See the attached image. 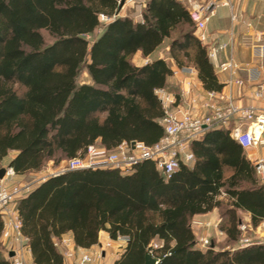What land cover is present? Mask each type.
<instances>
[{"label": "trees", "instance_id": "obj_1", "mask_svg": "<svg viewBox=\"0 0 264 264\" xmlns=\"http://www.w3.org/2000/svg\"><path fill=\"white\" fill-rule=\"evenodd\" d=\"M117 6V0H0V166L12 150L8 165L28 173L83 156L90 144L112 150L122 141L155 142L163 110L154 89L166 86L172 71L163 58L133 64L137 50L146 56L166 43L177 66H193L205 89H221L181 0H146L140 20L130 10L88 40L99 14L112 15ZM81 70L89 81L77 80ZM191 149L193 161L169 176L150 160L128 171L48 174L16 200L32 262L66 264L54 238L69 233L89 247L105 230L128 237L113 264H143L147 251L154 264H264V243L234 247L239 210L250 212L253 225L264 218V182L224 127L204 130ZM214 207L224 238L212 234L198 247L191 221ZM2 224L0 213V232ZM2 249L0 241V264H10Z\"/></svg>", "mask_w": 264, "mask_h": 264}, {"label": "built area", "instance_id": "obj_2", "mask_svg": "<svg viewBox=\"0 0 264 264\" xmlns=\"http://www.w3.org/2000/svg\"><path fill=\"white\" fill-rule=\"evenodd\" d=\"M119 1L117 4L119 6ZM189 15L193 21L194 34L201 45L206 48L208 58L213 66L227 74L223 85L225 91L208 90L198 81L197 70L191 65L177 66L172 70L176 78L177 91L165 87L154 89L163 114L159 123L163 134L153 143L139 140L120 142L114 149L98 153L95 144L87 146L83 156H75L61 162L57 170L39 176L36 181L44 179L48 174L58 173L65 169L77 167H116L128 171L142 160H150L155 167L165 175L189 163L194 159L191 149L193 140L199 138L204 130L210 127H224L228 129L229 136L233 138L242 149H256L249 155L258 180L264 182V29L250 37L248 46L252 52L254 65L239 61L234 54L235 36L230 33L226 41H214L207 31V23L214 14V8L228 6L232 8L230 0H185ZM251 1V0H246ZM264 3V0H258ZM136 0H124L120 8H116L112 15L99 14V22L107 23L122 11L133 7ZM145 7L146 0L141 2ZM141 19V14L136 17ZM239 19L236 13L231 14V21ZM249 25V23H247ZM223 54V57H220ZM245 72L246 76H242ZM249 84V96L254 101L241 105L234 102L232 89L244 87ZM16 172L12 167H7L0 178V213L3 224L0 235L4 251L10 264H34L25 258L24 251L29 246L26 236L21 232V218L16 207V200L28 191L35 182L10 181ZM226 193L221 191L220 196ZM219 219L210 220L193 219L192 224L215 226V232H222L217 226ZM240 235L234 247L249 244L264 243V218L253 225L249 219H240L238 223ZM198 243L205 247L210 241V234L201 233L197 237ZM113 239L119 243L126 242L127 235H117L104 241L97 240L94 248L75 252L73 241L68 237L54 240L55 245H63V254L70 258L67 264H104L105 247L110 246ZM158 243L154 242L156 246ZM13 250L9 255L8 251ZM153 255V254H152ZM154 256V255H153ZM156 258V257H155ZM157 258L155 259V262Z\"/></svg>", "mask_w": 264, "mask_h": 264}, {"label": "crops", "instance_id": "obj_3", "mask_svg": "<svg viewBox=\"0 0 264 264\" xmlns=\"http://www.w3.org/2000/svg\"><path fill=\"white\" fill-rule=\"evenodd\" d=\"M143 0H136V3L133 7L127 9V11H122L121 15H124L130 10H134V18L136 20H140L136 17H138L139 14H141L142 9L144 8L141 5V2ZM185 6L186 1L181 0ZM202 2H205L207 0H199ZM232 3V8L228 6H218L214 8V14L211 16L207 23V31L211 35V37L214 39V41H226L232 33L235 36V46H234V54L236 58L243 62V63H250L254 65L253 63L255 60L253 59V54L248 46V40L250 37H253L255 33L258 31H261L264 29V3L258 1V0H251V1H246V0H230ZM236 13L239 15V19L236 21H231V14ZM249 23V25H247ZM157 52V54H156ZM220 57H223V54H220ZM155 58H163L167 63L170 65L171 71L177 67L175 64L174 60L169 56L168 54V46H165L164 49H159L157 47L153 52H151L149 55H142L140 50H137L131 58V61L135 65H143L148 61H151L152 59ZM214 71L216 73L218 81L222 84V87L220 90L217 91H225L227 88L223 85V82L227 78V74L224 72H219L215 67ZM243 77L246 76L245 72L241 73ZM198 78V77H197ZM167 85L163 86L166 89H169L172 91V87L174 86L176 88L175 91L178 90V87L176 85V78L173 76L171 73L167 79ZM200 82V80L198 79ZM201 86L202 83L200 82ZM203 87V86H202ZM204 88V87H203ZM249 84H246L244 87H234L232 89V94L234 96V102L241 104V105H247V104H252V103H259V101H254L252 98L249 96ZM243 150V153L246 157V159L251 163V160L249 159V155H252L255 153L256 149H248V150ZM10 152H14L13 154H10ZM8 154L7 162L9 161L10 158H12L15 154L16 151L12 150ZM262 153H264V150H262ZM4 158V159H5ZM3 159V160H4ZM2 160V161H3ZM252 164V163H251ZM39 170V169H38ZM255 175V172H254ZM24 176H26V173H15L13 178L15 180H20L23 182ZM256 177V175H255ZM257 178V177H256ZM258 179V178H257ZM260 181V180H259ZM39 182L38 180L31 185L30 189L36 185V183ZM261 182V181H260ZM27 192V191H26ZM25 192V193H26ZM242 217L249 219L250 220V212L248 210H239ZM217 209L214 207L211 210L205 211V212H200L196 213L193 217V219H199V220H210L211 222H214L217 217ZM192 219V220H193ZM193 231L195 232L196 236L198 237L199 234L204 233L206 230L212 229L215 231V226L209 225L205 227L204 225H197V224H192ZM203 230V232L201 231ZM68 237L72 241V237L69 233L62 234L61 237ZM59 237V238H61ZM59 238H54V240L59 239ZM110 236L107 231L105 230H100L98 233V240L104 241L106 239H109ZM198 239V238H197ZM0 241H2V237L0 235ZM27 244V243H26ZM28 245V244H27ZM125 245V242L119 243L118 241L113 239V242L111 243L110 246L105 247L104 250V256L101 259V261L104 264H113V261L115 258L120 254V252L123 249V246ZM198 247H202L198 241L196 243ZM73 246L75 249L76 253H79L82 250L85 249H92L95 246V243L92 244L89 247H81L79 245H76L73 241ZM56 247L59 249V251L62 253L63 260L67 264L68 261L70 260L69 257L65 256L63 254V245H56ZM3 250V255L8 258L7 254L5 253L4 249ZM25 258L32 261V254L30 251V248L28 247L24 251Z\"/></svg>", "mask_w": 264, "mask_h": 264}, {"label": "rangeland", "instance_id": "obj_4", "mask_svg": "<svg viewBox=\"0 0 264 264\" xmlns=\"http://www.w3.org/2000/svg\"><path fill=\"white\" fill-rule=\"evenodd\" d=\"M105 24H106V23L99 22V26L94 30L93 33H91V34H87V35H86V38H87L88 40L92 41L93 38H95L96 36H98V35L101 33V31H102V29H103V27H104ZM44 37H45L46 39H48V37H47V35H46L45 33H44ZM165 46H167L166 43H163L162 45L159 46V49H162V48L164 49ZM156 54H157V52H156ZM77 80H78L79 82L89 81V77H88V75H87V73H86L85 70H81V72H80L79 75H78V79H77ZM172 88H173L172 91L176 90V88H175L174 86H173ZM95 145L98 147V151H99L98 153H103L104 151H106L105 148H103V147H101V146H99V145H97V144H95ZM13 153H14V152H10V154H13ZM10 154H9V155H10ZM7 157H8V156H7ZM61 162H62V161H61ZM61 162L59 163V165H56V166H54V165L52 164V162H48V164H46L45 166L41 167L39 170H33V171H31V172L26 173V176H24L23 182H24V181H31L32 183L35 182L36 179H37L39 176L57 170L58 167H60ZM7 165H8L7 158H5V159L2 161L1 166H7ZM10 181H20V180H15V179L12 177V180L10 179ZM20 182H22V181H20ZM217 226H218V225H217ZM201 231L203 232V230H201ZM205 232H206L208 235H209V234H210V235L214 234V235L216 236L215 238H216L217 240H222V239L224 238V234H222V232H221V233H220V232H217V231L215 232V231H213L212 229H210V230H206ZM3 249H4V247H3Z\"/></svg>", "mask_w": 264, "mask_h": 264}, {"label": "water", "instance_id": "obj_5", "mask_svg": "<svg viewBox=\"0 0 264 264\" xmlns=\"http://www.w3.org/2000/svg\"><path fill=\"white\" fill-rule=\"evenodd\" d=\"M123 3H124V0H120L119 1L118 8H120ZM7 167H9V165H7V166H0V178L4 175ZM8 254L9 255H12L13 254V250L12 249L9 250L8 251ZM155 259H156L155 256H153L150 252L147 251L144 254L143 264H154L155 263Z\"/></svg>", "mask_w": 264, "mask_h": 264}]
</instances>
